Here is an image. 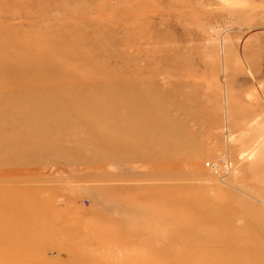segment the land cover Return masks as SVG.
I'll list each match as a JSON object with an SVG mask.
<instances>
[{"label": "rangeland", "instance_id": "374dc122", "mask_svg": "<svg viewBox=\"0 0 264 264\" xmlns=\"http://www.w3.org/2000/svg\"><path fill=\"white\" fill-rule=\"evenodd\" d=\"M1 44L69 67L0 89V264H264V0H0Z\"/></svg>", "mask_w": 264, "mask_h": 264}, {"label": "bare ground", "instance_id": "6f19581e", "mask_svg": "<svg viewBox=\"0 0 264 264\" xmlns=\"http://www.w3.org/2000/svg\"><path fill=\"white\" fill-rule=\"evenodd\" d=\"M47 34V33H46ZM41 38V36L39 37V39ZM73 38V37H72ZM71 39V38H70ZM63 42H64V40H63ZM75 43V42H74ZM65 44V43H64ZM76 44V43H75ZM73 45V44H72ZM7 46V45H6ZM61 46H64V45H61ZM74 46V45H73ZM0 47H5V45L3 44H1L0 45ZM66 47V46H65ZM70 47H72V46H70ZM79 47H80V45H79ZM63 48V47H62ZM73 48V47H72ZM74 50H76V49H74ZM80 50V49H79ZM83 50V49H82ZM70 51V50H69ZM71 51H73V50H71ZM78 51V50H77ZM84 51V50H83ZM68 53V52H67ZM67 53H64V54H67ZM2 54H5V51L4 50H0V55H2ZM73 54V53H72ZM71 54V55H72ZM81 54H82V52H81ZM45 55V54H44ZM48 55V54H47ZM50 55V54H49ZM61 55H62V52H61ZM52 56V55H51ZM65 56V55H64ZM70 56V55H69ZM83 56H85V55H83ZM44 57H46V56H44ZM59 57V56H58ZM87 57V56H86ZM60 58V57H59ZM81 59V58H80ZM47 60H54L52 57H50V58H48V59H46V61ZM65 60V59H64ZM82 60V59H81ZM56 61V60H55ZM52 62V63H48V62H45V61H43V60H35V61H31V60H25V61H23V60H20V61H18L17 63H18V65H16L15 66V62L11 59V58H9L8 56L7 57H0V89H2L3 91L4 90H6V89H4L3 87H6V88H8V91L7 92H10L11 90H9V88H11V87H13V88H17L18 89V91L21 89H23L24 88V86L26 85V84H28V83H31V82H29L31 79L32 80H35L37 77H39L40 75L42 76L41 77V82H39V83H37V84H41V85H46V89L48 88V89H50V86L51 85H53V83H55V82H57V81H64V80H67V77L68 76H65V75H67L66 74V69L69 67V66H67V65H63V63L61 64V63H59V62ZM62 61V60H61ZM67 61V60H66ZM66 61H63L65 64H66ZM82 61H84V60H82ZM93 61V60H92ZM68 62V61H67ZM69 62H70V60H69ZM72 62V61H71ZM36 63V64H35ZM93 63H95V62H93ZM34 65L33 67L34 68H32L31 67V65ZM70 64V63H69ZM68 64V65H69ZM13 66V67H12ZM71 66H73V65H71ZM80 67H81V65H79ZM92 66V65H91ZM75 67V66H74ZM79 67V68H80ZM16 68H20V69H16ZM78 68V67H77ZM76 68V69H77ZM84 68V67H83ZM71 69V68H70ZM97 69H98V67H97ZM80 70V69H79ZM83 70V69H82ZM90 70V69H89ZM86 71V70H85ZM83 73H84V71H83ZM83 73H81L82 75H84ZM94 73H95V71H94ZM21 74H25V75H27V80L28 81H26V80H24V81H22V80H20V79H10V80H8V81H4L3 79L4 78H11V77H13V76H17L18 75V78H19V75H21ZM91 74V73H90ZM72 75H74V74H72ZM89 75V74H88ZM81 76V75H80ZM97 76V75H96ZM74 77V76H73ZM85 77V76H84ZM87 77V76H86ZM92 77V76H91ZM98 77H100V76H98ZM52 78V79H51ZM53 78H55V79H53ZM75 78V77H74ZM96 79H97V77H95ZM94 78V79H95ZM79 79H81V78H79ZM78 79V80H79ZM88 79V78H87ZM89 79H90V77H89ZM101 79V78H100ZM105 79V78H104ZM73 80V79H72ZM75 80V79H74ZM77 80V79H76ZM16 81H18V82H16ZM96 81V80H95ZM19 82H21V83H23V84H20ZM91 82H93V80L91 81ZM97 82H98V80H97ZM66 83V82H65ZM75 83V82H74ZM88 83H89V81H88ZM72 84V83H71ZM83 84H85V83H83ZM91 84V83H90ZM90 84H89V86H90ZM93 85H95L94 84V82L92 83ZM91 84V85H92ZM61 85V84H60ZM68 85V86H67ZM69 85L70 84H65V86H64V88H66V86H67V88L69 87ZM74 85V84H73ZM87 85V84H86ZM97 85V84H96ZM95 85V86H96ZM40 86V85H39ZM89 86H85V87H89ZM95 86H93V87H95ZM60 88V87H59ZM63 88V87H62ZM63 88V89H64ZM77 88V87H76ZM90 88V87H89ZM12 89V88H11ZM33 89H35V88H32V90ZM52 89H53V86H52ZM55 89V88H54ZM53 89V90H54ZM71 89V88H70ZM69 89V90H70ZM91 89V88H90ZM94 89V88H93ZM41 90H42V88H41ZM44 90V89H43ZM55 90H57V89H55ZM68 90V89H67ZM66 90V91H67ZM78 90V89H77ZM79 90H81V89H79ZM1 91V90H0ZM15 91H16V89H15ZM15 91H11V92H15ZM28 91L31 93V91L29 90V88H28ZM34 91V90H33ZM75 91H76V89H75ZM85 91H87V90H85ZM84 91V92H85ZM90 91V90H89ZM88 91V92H89ZM21 92V91H20ZM44 92V91H43ZM43 92H39V91H37V94H44ZM51 92V93H50ZM50 92H48L47 91V93H50V95H52V90H50ZM57 92H59V91H57ZM56 92V93H57ZM61 92H62V90H61ZM71 91H69V93H70ZM73 92V91H72ZM81 92V91H80ZM87 92V93H88ZM1 93H3L2 91H1ZM33 93V92H32ZM46 93V92H45ZM46 93V94H47ZM7 94H9V93H7ZM54 94H55V92H54ZM53 94V95H54ZM58 94V93H57ZM9 95H11V94H9ZM49 95V94H48ZM49 95V96H50ZM7 96V95H6ZM13 96H15V94L13 95ZM71 99V98H70ZM59 101V100H58ZM57 102V101H56ZM58 103V102H57ZM195 213L193 214V216L195 215L196 217L197 216H206V217H209V216H211V214H212V212L211 211H209V212H197V211H194Z\"/></svg>", "mask_w": 264, "mask_h": 264}]
</instances>
